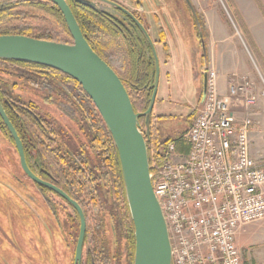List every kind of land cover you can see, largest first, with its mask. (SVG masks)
I'll return each instance as SVG.
<instances>
[{"label":"rangeland","instance_id":"rangeland-1","mask_svg":"<svg viewBox=\"0 0 264 264\" xmlns=\"http://www.w3.org/2000/svg\"><path fill=\"white\" fill-rule=\"evenodd\" d=\"M115 1L136 13L153 41H158L159 29H162L168 43L166 50L162 43L155 44L160 77L152 111V128L158 140H174L186 131L200 106L202 72L207 75L212 71L216 75L217 88L226 97L237 121L250 119L249 153L264 167V98L260 94L261 81L264 80V0ZM224 46L226 65L229 68H234V64L244 67L241 73L236 72L237 76H243L236 77V81L250 84L249 92L255 98L253 105L228 97V85L232 82L228 76L233 72L227 73L226 81L221 86L219 84L217 67ZM166 70L171 71V81L169 75H164ZM10 73L0 71V79L7 81L5 90L10 96L39 105L42 115L75 131L56 105H46L48 102L43 100L46 92L39 93L14 75H8ZM184 148L185 145L178 141L174 153L182 155ZM60 209V217L66 221L72 212L65 210L64 205ZM44 210L39 192L22 175L15 147L0 131V264H72L77 234L70 231L69 225L65 226L70 233V245L66 244L65 248L61 239L53 237L48 230L52 239L50 248L42 228L46 223L40 216H45ZM105 217L104 237L110 263L125 264L127 249L122 225L113 222L108 215ZM74 225L77 227L76 221ZM236 242L242 264H264V220L244 225ZM44 252L48 262L42 258Z\"/></svg>","mask_w":264,"mask_h":264},{"label":"trees","instance_id":"trees-1","mask_svg":"<svg viewBox=\"0 0 264 264\" xmlns=\"http://www.w3.org/2000/svg\"><path fill=\"white\" fill-rule=\"evenodd\" d=\"M67 3L90 47L119 76L130 97L134 111L144 112L151 96L154 72V60L144 36L127 18L117 19L105 13L94 11L75 1L67 0ZM123 23H126L127 26ZM2 34H22L39 39L72 43V37L61 11L50 0H0V35ZM137 41L139 45L136 44ZM157 42L163 44L164 50L168 48L162 29H159ZM168 54L166 51V56ZM11 63H21L33 67L32 71H38V69L55 70L34 63L0 59V71L10 73L22 70L8 68V64ZM63 76L72 79L67 75ZM77 85L81 89L78 83ZM6 87L7 81L0 79V101L21 139L25 159L28 163L30 145L25 141L26 127L29 122L33 121V117L26 111L13 108L12 104L9 103L11 96L5 90ZM81 91L87 99V103L85 100L82 101L81 108L85 114L89 115L96 128L95 136H97L98 141L95 161H92L83 151L79 152L77 159L74 158L75 156L70 157L68 150L59 149L51 140L47 144L40 145L41 150H39L38 155H35L39 158L40 164L45 165L48 173L59 180L61 189L74 199L83 211L86 231L84 237L85 254L82 264H111L104 237L105 215L110 216L113 222L121 223L127 249L125 264H133V224L125 199L119 161L105 124L89 97L82 89ZM152 116L153 113L151 114L150 137L147 140V148L151 166L150 172L154 174L155 169L152 167H157L162 163L166 157L164 147L173 140L170 138L163 141L158 140L157 134H154L152 128ZM143 121L144 118L140 117L142 127L144 126ZM0 131L6 134L14 146V142L1 118ZM176 139L178 140V138ZM22 175L26 178L25 174L22 173ZM152 183H154L153 178ZM62 201L65 204V210L72 212L69 217H74L77 227H79L77 212L67 201L63 199Z\"/></svg>","mask_w":264,"mask_h":264},{"label":"built area","instance_id":"built-area-1","mask_svg":"<svg viewBox=\"0 0 264 264\" xmlns=\"http://www.w3.org/2000/svg\"><path fill=\"white\" fill-rule=\"evenodd\" d=\"M249 86L234 80L227 95L253 105ZM260 94L264 98V80ZM249 126L248 118L237 121L209 71L189 127L152 167L173 264H242L237 234L264 220V167L249 153ZM178 141L185 145L182 155L174 153Z\"/></svg>","mask_w":264,"mask_h":264},{"label":"water","instance_id":"water-1","mask_svg":"<svg viewBox=\"0 0 264 264\" xmlns=\"http://www.w3.org/2000/svg\"><path fill=\"white\" fill-rule=\"evenodd\" d=\"M61 11L72 43L22 34L0 35V59L46 66L75 80L89 97L109 132L117 155L125 199L133 224V264H173L167 225L153 189L147 140L160 77V62L147 30L128 9L114 0H71L114 18H127L146 39L154 60L152 92L146 110L135 112L115 71L90 47L67 0H50ZM126 25V23H123ZM127 26V25H126ZM139 45L138 41L136 42ZM204 94V93H203ZM203 94L201 100L203 98ZM140 117L144 118L141 126ZM0 118L13 139L23 173L49 188L77 212L79 230L73 264H81L86 221L80 205L63 190L37 177L28 167L22 142L0 101Z\"/></svg>","mask_w":264,"mask_h":264},{"label":"flooded vegetation","instance_id":"flooded-vegetation-1","mask_svg":"<svg viewBox=\"0 0 264 264\" xmlns=\"http://www.w3.org/2000/svg\"><path fill=\"white\" fill-rule=\"evenodd\" d=\"M130 12H132V14L137 19L139 18L137 17L134 11H130ZM139 21L142 23L141 20ZM142 25L144 26L143 23ZM153 43L155 46V44H157L158 42L153 41ZM8 68L22 69L17 72H12L8 75H17L15 77H17L19 80H22L24 83H26V85H28L32 89L37 90L39 93L40 91H42V93L46 92L47 93L46 98L44 99L42 98L43 100H45V102L49 103V104L46 103V105L47 106L56 105L60 113H62L67 119H69L71 124L74 126L75 131L72 130L71 127H66L61 123L59 124L54 120L48 119L46 116L41 114V110H42L41 107L35 103H32L31 101L28 102L23 101L20 98H15L13 96L9 98V103L12 104L13 108L19 111L20 110L26 111L33 117L32 119L33 121H31V123L29 122L27 127L25 126L27 129L25 141L30 145L29 146L30 158H29V162L27 163L29 169L40 179L52 183L61 189V187L59 186L60 185L59 180L55 176H51L50 173H48L49 171L46 170L45 165L40 164V162L38 161L39 158L35 154L38 155L39 150H41L40 145L47 144L51 140L59 149L62 148V150L64 151L68 150V154H70L69 155L70 157L75 156L74 158L77 159L79 158L78 157L79 152L83 151V153L86 156L88 155L92 161H95L97 154L96 152L97 141H98L97 136H95L96 128L94 124L91 122L89 115L85 114V112H83V109L81 108L82 101L85 100L87 103V99L85 98L81 89L79 88V86L75 81H73L72 79L65 78V76L63 75L66 74L60 73L56 70L38 69V71H32L34 69L33 67H29L21 63L8 64ZM205 79H206V75H204V80H203L204 84H202V93L205 88ZM26 179L31 183V185L34 188H36L37 192H39L42 198V203L45 208L44 211L46 212V214L45 216L44 215H40V216L43 217V220L46 223L45 226H42V228L44 229V233L47 236V240H48L47 245H49L50 248H52V239H50V237L48 236V230H49L52 232L53 237L58 236V239H61V241L63 242L62 243L63 246L66 248V244L70 245V240H69L70 233L67 231L68 227L66 228L65 226L69 225L70 231L71 232L74 231V233H76L75 232L76 227L74 225L75 220L68 216L69 218L67 217L65 219L66 221H63L62 217H60V214L62 213L60 209L61 205H64L65 207V204L60 196H58L56 193L51 191L49 188H46L44 186L38 185L37 183L33 182L27 176ZM28 210L30 211L29 208ZM67 233L68 236H66ZM76 234L78 235V231ZM77 235L75 236V238L73 235L71 237L72 240L74 238V250H75ZM72 240L71 243L73 242ZM74 250H73V257H74ZM84 254H85V248L83 243L81 264ZM43 256H44L42 257L43 260H46L48 262L49 259H47V255L45 254V252ZM47 264H49V262ZM72 264H73V259H72Z\"/></svg>","mask_w":264,"mask_h":264},{"label":"crops","instance_id":"crops-1","mask_svg":"<svg viewBox=\"0 0 264 264\" xmlns=\"http://www.w3.org/2000/svg\"><path fill=\"white\" fill-rule=\"evenodd\" d=\"M258 20H259V18H258ZM263 21H264V18H263ZM262 21V22H263ZM168 44V43H167ZM171 49V48H170ZM221 49H223V51H222V53H221V56H219V64H218V67H217V70L219 71V73H220V77H219V84H220V86L224 83V81H226V74L227 73H231V72H233V73H231L228 77H229V80L230 81H233V80H237V78H240V77H243L242 75H236L237 73L239 74V72L241 73V70L244 68V67H242V66H239L238 65V67H237V65L236 64H234V68H229L230 66H228V65H226V63H225V57H226V50H225V46L224 47H221ZM236 54V53H235ZM237 56V55H236ZM171 57V56H170ZM243 59L244 58H242V59H240V64L242 63V61H243ZM245 63V62H244ZM243 65V64H242ZM171 70V69H170ZM167 72V73H166ZM237 72V73H236ZM202 74L203 75H205V73H203L202 72ZM164 75H169V77H170V81H171V76L170 75H172L171 74V71H169V70H166L165 71V73H164ZM232 76H235V78H232ZM202 84H204V82L202 83ZM167 85V84H166ZM163 88H164V90H166L167 89V87L165 86V85H163ZM163 90V91H164Z\"/></svg>","mask_w":264,"mask_h":264}]
</instances>
